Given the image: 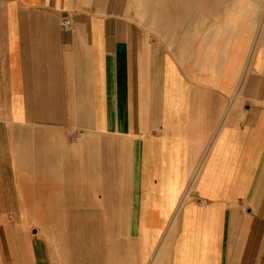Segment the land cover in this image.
Returning a JSON list of instances; mask_svg holds the SVG:
<instances>
[{"label":"crops","instance_id":"1","mask_svg":"<svg viewBox=\"0 0 264 264\" xmlns=\"http://www.w3.org/2000/svg\"><path fill=\"white\" fill-rule=\"evenodd\" d=\"M153 1L0 0V264H264V16Z\"/></svg>","mask_w":264,"mask_h":264},{"label":"rangeland","instance_id":"2","mask_svg":"<svg viewBox=\"0 0 264 264\" xmlns=\"http://www.w3.org/2000/svg\"><path fill=\"white\" fill-rule=\"evenodd\" d=\"M241 1L242 2L244 1L250 5L249 7L247 4H245V9L244 8L242 9L243 13H245L244 11L247 10L246 12L251 18L252 16L253 17L254 16L255 17L264 16V0H241ZM169 2L170 1H168V4ZM183 2L181 4H187L186 2L184 3ZM149 3H148V6H149ZM154 3H157V1L154 0L153 4L150 3V5H152L153 7ZM172 3L175 4L174 1ZM176 4L178 5L180 4V2H176ZM241 16H242V13H241ZM153 17L154 16H152V19ZM253 21L254 20H252V22ZM251 28H252V25L251 27L248 28V33L251 31ZM57 212L58 211H42V210L36 211L35 213H38V218H36V215L34 218H32L31 211L26 210L24 211V219H23L24 223L19 228L20 230H22V232L27 234L28 237H30L35 231H38V234L44 237H46L47 234H51V235H55L56 239H61V235L63 233V227L61 225H55V220L53 218L52 219L46 218L47 213H50L51 215H53L54 213H57ZM47 222H50V225H47L46 224ZM71 229H72V233L78 234V226H73L71 227ZM89 229H92V227H88V231ZM106 229L109 231L110 226H107ZM104 231H105V228H104ZM58 244H61V241L56 240L55 245H58ZM56 248L58 247L56 246Z\"/></svg>","mask_w":264,"mask_h":264},{"label":"bare ground","instance_id":"3","mask_svg":"<svg viewBox=\"0 0 264 264\" xmlns=\"http://www.w3.org/2000/svg\"><path fill=\"white\" fill-rule=\"evenodd\" d=\"M161 2H162V1H161ZM183 3H184V2H183ZM189 3H190V2H189ZM189 3H187V4H189ZM172 4H174V3H172ZM180 4H181V3H180ZM170 5H171V3H170ZM175 5H177L176 2H175ZM182 5H183V4H182ZM247 5L250 7L249 4H247ZM180 6H181V5H180ZM183 6H184V5H183ZM189 6H190V5H189ZM159 7L162 8L161 5H159ZM191 7H192V4H191ZM173 8H174V7H173ZM181 8H183V7H181ZM159 9H160V8H159ZM159 9H158V10H159ZM179 9H180V7H179ZM189 9H192V8H189ZM173 10H174V9H173ZM175 10H176V8H175ZM187 10H188V9H187ZM165 11H166V10H165ZM165 11H164V9H163V13H164ZM246 11H247V10H245L244 12H245V16L248 17V18H247V22H248V25H247V26H248V28H249V27H251V25L253 24V22L250 21V20H251V17L247 14ZM168 12H169V11H168ZM180 12H181V11H180ZM156 13H157V12H156ZM169 13H170V12H169ZM177 13H178V12H177ZM202 14H203V13H202ZM204 14H206V13H204ZM204 14H203V15H204ZM254 14H255V13H254ZM155 15H156V14H155ZM163 16H164V15H163ZM242 16H244V15L242 14ZM245 16H244V17H245ZM165 17H166V16H165ZM179 17H180V16H179ZM176 18H177V17H176ZM252 18H253V16H252ZM166 21H167V20H166ZM192 21H193V20H192ZM154 22H155V17H153V19H152V24H154ZM194 23H195V22H194ZM167 24H168V23H167ZM175 26H176V25H175ZM177 26H178V25H177ZM181 27H182V26H181ZM245 28H246V27H245ZM169 29H170V28H169ZM169 29H168V30H169ZM171 29H172V28H171ZM172 31H173V30H172Z\"/></svg>","mask_w":264,"mask_h":264},{"label":"built area","instance_id":"4","mask_svg":"<svg viewBox=\"0 0 264 264\" xmlns=\"http://www.w3.org/2000/svg\"><path fill=\"white\" fill-rule=\"evenodd\" d=\"M62 24H65V25H66V24H69V20H67V19H63V20H62Z\"/></svg>","mask_w":264,"mask_h":264}]
</instances>
